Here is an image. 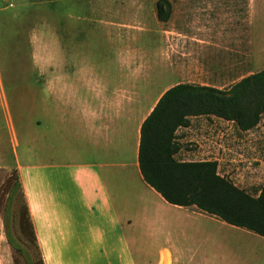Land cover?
<instances>
[{
  "label": "crops",
  "instance_id": "crops-1",
  "mask_svg": "<svg viewBox=\"0 0 264 264\" xmlns=\"http://www.w3.org/2000/svg\"><path fill=\"white\" fill-rule=\"evenodd\" d=\"M223 1L201 9V58L192 70L180 56L159 57L146 84L137 73L132 98L83 104V88L64 73L21 87L37 100L36 138L32 153L23 145L19 156L17 142L15 154L43 257L48 250L59 264L63 257L88 264L89 254L101 264H139L137 255L149 264H220L222 221L169 204L144 181L138 157L142 123L167 90L226 89L239 79V57L250 68L264 63V0ZM2 99L8 108L5 90Z\"/></svg>",
  "mask_w": 264,
  "mask_h": 264
},
{
  "label": "rangeland",
  "instance_id": "rangeland-1",
  "mask_svg": "<svg viewBox=\"0 0 264 264\" xmlns=\"http://www.w3.org/2000/svg\"><path fill=\"white\" fill-rule=\"evenodd\" d=\"M157 1L0 0V187L11 172L18 171V144L19 156L23 145L31 153L34 148L31 139L36 138L33 126L37 122V100L29 90L21 88L23 85L37 86L41 76L64 73L83 88V104L94 99L106 105L115 94L126 99L134 97L137 73L143 79L148 77L151 64L159 57L177 61L180 56L192 70L201 58V9L209 12L210 6L225 1L169 0L173 13L167 23L157 18ZM238 2L244 5L245 0ZM106 60L110 63L100 62ZM238 60V81L249 72L264 69V63H254L250 68L240 64V57ZM226 78L223 72V83L228 82ZM147 82L143 80V84ZM123 84L127 92L120 88ZM4 90L8 108L2 99ZM149 100L151 106L155 97ZM148 113L143 111L142 116ZM190 121L188 127L176 132L179 150L175 158L185 162L216 161L221 176L258 196L264 185V115L258 126L247 132L214 116L192 117ZM19 176L25 178L20 173ZM218 242L220 264H264L261 236L222 222ZM44 257L48 264H59L48 250ZM144 257L137 255V262L149 264ZM82 258L88 264H101L90 254ZM61 260L62 264H81L71 257ZM0 264H14L5 235L3 205Z\"/></svg>",
  "mask_w": 264,
  "mask_h": 264
},
{
  "label": "trees",
  "instance_id": "trees-1",
  "mask_svg": "<svg viewBox=\"0 0 264 264\" xmlns=\"http://www.w3.org/2000/svg\"><path fill=\"white\" fill-rule=\"evenodd\" d=\"M157 18L167 23L169 0L156 2ZM264 115V69L226 89L179 84L167 90L141 126L139 167L144 181L169 204L196 207L230 226L264 238V185L258 196L221 176L216 161H178L176 132L190 118L214 116L233 122L243 132ZM5 235L14 264H45L17 170L0 187Z\"/></svg>",
  "mask_w": 264,
  "mask_h": 264
},
{
  "label": "clouds",
  "instance_id": "clouds-1",
  "mask_svg": "<svg viewBox=\"0 0 264 264\" xmlns=\"http://www.w3.org/2000/svg\"><path fill=\"white\" fill-rule=\"evenodd\" d=\"M51 89V85H49V88L48 89H45V91L47 92V91H49Z\"/></svg>",
  "mask_w": 264,
  "mask_h": 264
}]
</instances>
